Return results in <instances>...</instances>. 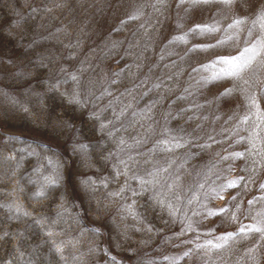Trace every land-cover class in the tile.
Segmentation results:
<instances>
[{
	"label": "rangeland",
	"instance_id": "1",
	"mask_svg": "<svg viewBox=\"0 0 264 264\" xmlns=\"http://www.w3.org/2000/svg\"><path fill=\"white\" fill-rule=\"evenodd\" d=\"M261 184L264 0H0V264H264Z\"/></svg>",
	"mask_w": 264,
	"mask_h": 264
},
{
	"label": "snow or ice",
	"instance_id": "2",
	"mask_svg": "<svg viewBox=\"0 0 264 264\" xmlns=\"http://www.w3.org/2000/svg\"><path fill=\"white\" fill-rule=\"evenodd\" d=\"M160 2H163V0H160ZM180 2L182 3L183 0H180ZM191 2L194 3V4L209 3L210 0H191ZM223 2L224 3H230V0H223ZM138 17H139V13H134L132 16L129 17V19L130 20L131 19H137ZM240 22L241 21H237V23H240ZM122 23H124V22H122ZM197 29H200L201 31H204V30L211 31L212 30V29H206V28H203L202 26L197 25V26H195V28L191 29L190 31L195 32ZM214 46L215 45H210V47H214ZM248 51H252V49H245V52H248ZM237 59H239V58L238 57L218 58V62L224 63V64H228V65H232L233 67H235L234 61L237 60ZM235 74H236L235 71H227V70L224 71V75H226V76H233ZM73 79H76V77L74 76ZM212 79L213 80L220 79V74L219 73L216 74L214 77H212ZM113 83H114V81H113ZM231 91H232V89H226L225 92L221 93V96L230 95ZM105 94H109L107 89H105ZM72 102H75L77 104L80 103V101L76 97H73ZM181 139L182 138L172 137L170 140H163V141L158 142V145H165L163 150L170 152V151H173L175 148H179V147L183 146L182 143L180 142ZM124 143L125 142L122 140L121 144H124ZM234 155L240 156V155H243V154L242 153H236ZM227 158L228 157H224V159H227ZM130 162L134 163V158L133 157H129L128 161H121V163L124 165L125 169L129 168ZM164 173H168V175L165 176ZM147 175L150 176L151 179L145 180L142 177H136L135 175L132 178L140 180L142 191H146L147 190V189L143 188L144 184H150L154 188L159 186L160 189H167V191L163 192V193L160 192V191H157L153 198L162 207L163 206H168L169 208H171L172 205H171L170 201L166 202V200L159 199V197L161 195H164V196L167 197L168 194L171 193L172 195L175 196V198L177 200H179V192L177 190L182 189V185L180 184V176H179V174H172V173L169 172V168L161 166L159 168H155L154 167L152 171L147 173ZM243 179H244L243 177H240L238 180L230 181L227 184L222 185L221 188H220V191L216 193V198L223 199L224 197H223V195L221 193L227 188L236 187L239 184L240 180H243ZM49 183H53V181H49ZM260 188L264 189V184H261ZM123 191H124V189L122 188L121 192H123ZM42 194H43L42 192L36 193L37 196H40ZM119 194L120 193H115L114 195H119ZM133 194L135 195L136 193L133 192ZM232 199H233V201H235L236 197H233ZM189 203H191V201H189ZM252 203H253V201H249L250 205ZM239 207L240 206L237 204L236 205V211H239ZM228 213H229V209L227 207H222V208L217 209V210L209 209L208 212H207V215L208 216H217V215L223 214V215L227 216ZM173 214H174V212H173ZM25 215H27V213H25ZM258 215H261V214H258ZM231 219L233 221H236L238 219V217L236 216V212H232L231 213ZM257 225H260V226L244 225L241 222L240 227H239V229L237 230L236 233H226L223 236L218 237L217 239L220 240V241H223V243H227V241L232 239L233 237L240 236L241 234H243L246 237L249 233H260L262 238H264V224H262L261 221H257ZM48 235H52V233H48ZM222 246H223L222 244L213 245V247H217V248L222 247ZM56 250L58 252L60 251L59 248H57ZM185 255H187V253H185ZM111 259L114 262L116 261L115 257H111ZM173 264H175L174 261H173Z\"/></svg>",
	"mask_w": 264,
	"mask_h": 264
}]
</instances>
